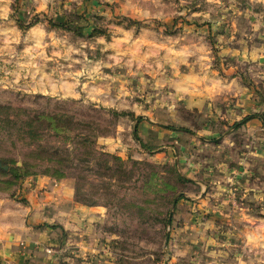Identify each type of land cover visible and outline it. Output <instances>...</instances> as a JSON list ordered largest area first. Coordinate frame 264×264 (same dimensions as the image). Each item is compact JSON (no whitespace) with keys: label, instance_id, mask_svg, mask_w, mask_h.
I'll use <instances>...</instances> for the list:
<instances>
[{"label":"rangeland","instance_id":"rangeland-1","mask_svg":"<svg viewBox=\"0 0 264 264\" xmlns=\"http://www.w3.org/2000/svg\"><path fill=\"white\" fill-rule=\"evenodd\" d=\"M0 64V159L17 168L0 195L28 205L25 181L47 176L101 212L91 231L37 225L59 236L0 264H264V0H9ZM89 122L128 172L85 170L95 205L36 154L78 164Z\"/></svg>","mask_w":264,"mask_h":264},{"label":"crops","instance_id":"crops-1","mask_svg":"<svg viewBox=\"0 0 264 264\" xmlns=\"http://www.w3.org/2000/svg\"><path fill=\"white\" fill-rule=\"evenodd\" d=\"M5 1L0 0V14H2L0 16L7 12L9 0ZM5 26L10 27L9 25ZM1 27L5 31V27ZM32 32L31 35L33 36L40 34L42 30L34 27ZM43 78V76L39 75L37 79L42 82ZM192 79L194 78L192 77ZM34 81L37 82L36 80ZM215 83L217 85L213 88V93L216 96L222 90L219 84L221 83L222 85L223 82L217 79ZM37 84L35 87L41 86L47 92L45 86L42 87L41 83ZM178 88L186 89L185 86H178ZM50 89H58L57 84L51 85ZM119 89L124 91L121 86ZM69 90V87L66 86L65 92ZM135 133L137 134L136 130ZM254 160L262 161L260 159ZM247 165L249 166V162H247ZM73 193L74 188L70 182H57L47 176H36L26 180L23 185L22 195L30 200L28 205H23L5 195H0V257H19L20 252L23 254L22 251L27 253L36 250L38 244H40L39 242L44 244L49 239L59 236V231L52 228L38 230L36 226L39 224L58 221L64 224L65 227L76 229L77 227L71 223V220L75 218L79 224H82L84 219H87L89 222L88 230L91 231L90 227L92 228L93 225L91 222L98 218V214L101 212L94 208L75 207L72 198ZM91 240L93 241L92 238L82 242L79 241V246L83 250L89 249L87 250L89 254L101 252L103 248L100 250L90 249L92 244H88V242ZM45 257L51 256L45 254Z\"/></svg>","mask_w":264,"mask_h":264},{"label":"trees","instance_id":"trees-1","mask_svg":"<svg viewBox=\"0 0 264 264\" xmlns=\"http://www.w3.org/2000/svg\"><path fill=\"white\" fill-rule=\"evenodd\" d=\"M55 26H58V24L54 23ZM59 26H63V25H59ZM1 108V107H0ZM95 111V110H93ZM98 112V111H97ZM47 117V116H46ZM58 117H56V115H50L47 118H44V120L46 121L45 123V129H47L48 127L50 128L52 125H54L55 123H58ZM41 119V118H40ZM39 119H31L29 122V126H33L34 122L38 121ZM56 120V121H55ZM60 121V120H59ZM74 118L69 120V124H74ZM98 122H89L88 123V128L90 129V134L87 136V138H85L83 140V146H84V155L86 156V159H82L81 161H79L78 164H74V163H67L68 161L67 158H58L57 155L60 153V150L58 148H43L42 149V153L36 152V154L40 155L42 158L47 157L50 160L54 161V160H59V162H61L62 164H64L63 166H66L67 168H72L74 171L72 173H69L70 175H67L64 173V171L60 168L58 169H54V172L57 173L53 174L59 177H75L77 179V184H76V196L77 199L83 201L85 199H83V188L85 185V181L87 179V175L84 173L85 170L87 169H92L91 171L96 172V174H100L103 169H105L106 171H108L107 175L109 178H112L114 176H121V177H127V171L123 168V162L119 157H116L114 155H110L109 153H105V152H99L96 148H95V139H97L98 136V132L95 134V131L102 129ZM44 130V129H42ZM113 130V129H112ZM35 132L36 128L34 129ZM109 132V131H108ZM34 135H38V133H33ZM144 146V144H143ZM46 154V155H45ZM67 154V153H66ZM111 160H115V166L111 165ZM8 163H6V161L0 159V171H3L4 173H11V172H17V168H9L8 170H5L4 167L7 165ZM16 173V178H18L20 175ZM181 177V176H180ZM111 185V183H110ZM110 192V196H114L115 194H113L111 191ZM84 202V201H83ZM85 202H89V204L91 205H95L97 202L96 201H86Z\"/></svg>","mask_w":264,"mask_h":264}]
</instances>
